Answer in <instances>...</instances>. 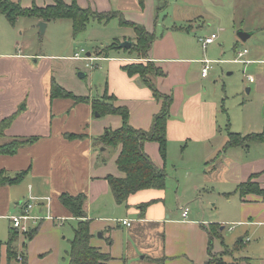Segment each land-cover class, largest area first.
<instances>
[{"label":"crops","instance_id":"0c3cea01","mask_svg":"<svg viewBox=\"0 0 264 264\" xmlns=\"http://www.w3.org/2000/svg\"><path fill=\"white\" fill-rule=\"evenodd\" d=\"M50 3L53 2L39 6ZM77 3L98 11L119 10L126 19L144 25L151 32L155 31L153 25L158 20V14L156 8L150 7L152 0H145L144 8L137 0H77ZM45 22L47 27L50 21ZM185 29L172 26L155 38L147 58L163 72V75L151 76L153 83L160 92L172 96L171 114L166 126L167 158L174 145L208 144L210 152L204 157L215 161L209 173L222 184L218 188L219 194L233 198L237 196L239 211L230 220L237 224L234 229L230 228L236 231L233 237L238 239L234 245L243 244L244 239L249 242L254 236L259 243L264 238V196L255 193L240 196L234 190L238 183L249 177L264 189V142H250L247 146L222 150L228 138L221 133L216 122L217 102L204 98L209 97L204 94V79L207 76L201 75V69L200 77L192 71L193 64L198 63L202 68L203 59L198 54L194 58L190 56L194 51L187 37H182L188 36L183 33ZM179 31L182 33H177ZM97 51L95 54L88 52L99 56ZM73 56L74 53L67 57L73 62H81L90 71L103 68L106 72L103 78L106 90L116 97L115 104L128 108L129 123L135 128H150L153 115L160 110L162 101L154 98L151 89L143 84L138 74L129 76L121 68L126 63L137 62L138 58L129 57L125 52L115 56L101 55L94 61L93 67H87L84 60ZM61 57L35 54L18 43L11 51H0V121L11 117L2 137L7 139L0 138V142L12 137H37L35 141L19 147L14 154H0V171L12 176L27 170L20 182L0 185V235L4 230L2 222L8 219V236L11 226L8 216L17 213L23 201L32 203V215H44L37 221V226V223L32 225L33 228L41 225V219L75 221L69 210L60 203L59 195L62 192L73 195L84 192V210L90 219L91 245L109 255V264H115V257H122L123 253H143L142 257L146 256L150 262L158 264H204L209 259L205 220H197L195 215L189 217V210L187 217H183V207L180 217H171L164 189H141L130 194L126 204L116 203L107 176H123L116 164L121 146H106L94 138L109 129L118 128L121 117L116 114L97 116L89 103L76 102L70 97L51 98L53 79L61 87H71L65 83L63 76L58 75L57 65L53 64L52 60ZM246 60L249 62L253 59ZM76 69V72H70L78 78L74 80L77 87L72 91L78 96L93 97L88 91L78 88L79 79L87 74ZM79 72L84 75L79 77ZM258 118L259 113L255 117L248 116L245 123L251 127L254 121L258 122ZM261 124L262 130L264 121ZM251 132L259 131L239 133ZM69 133L82 136L69 138ZM143 150L156 166L164 168L165 160L161 159L155 141L144 142ZM204 174L207 176L206 171ZM148 201L145 209L138 207ZM123 219L129 221V225L124 224ZM224 221H210L209 225H219ZM186 228H191L190 235L178 233ZM98 233L102 236H98ZM222 243L225 244L224 241ZM248 248L250 255L264 253V246L258 244ZM149 253L154 254L150 256ZM221 257L223 262L211 264H251L250 256ZM256 264H264V261Z\"/></svg>","mask_w":264,"mask_h":264},{"label":"rangeland","instance_id":"374dc122","mask_svg":"<svg viewBox=\"0 0 264 264\" xmlns=\"http://www.w3.org/2000/svg\"><path fill=\"white\" fill-rule=\"evenodd\" d=\"M15 1H19L23 7L53 2V0ZM64 1L71 2V0ZM157 6L161 9L158 10V20L153 25L155 38L172 26H182L186 28L183 33L188 35L182 37H187V42L194 51L190 56L194 58L198 54L199 58H207L211 61V67L204 79L206 82L204 94L209 97L204 98L217 102L216 122L221 133L226 134L228 138V130L242 133L260 131L261 122L264 121V0H165V4L162 0H152L150 7ZM149 26L152 28L151 23ZM238 30L251 34L242 41L237 36ZM211 33H215L217 37L203 50L199 37ZM124 40L134 41V30L132 27L119 25L116 18L108 22L90 19L85 30L77 34L73 33L70 19H53L42 33L34 17L21 16L12 25L0 13V51H11L18 43L26 51L35 54L61 55V58L52 61L57 65L58 75L63 76L65 83L71 86L63 88L73 94H76L72 90L77 87L74 84L77 76L70 72H76V68L86 72L87 76L79 79L78 88H83L93 97H97L106 89V81L103 79L106 72L103 68L90 71L89 68H84L81 62H73L67 56L81 49H84V54L88 51L95 54L96 50H102L108 44L119 45ZM244 49L247 52L239 58L238 52ZM123 53V50L110 48L107 55L115 56ZM237 57L242 60H236ZM34 58L39 59L36 56ZM246 59L253 60L247 62ZM146 61L147 59L138 58L137 62L146 63ZM193 65H195L192 68L194 75L200 77V64ZM249 75L253 77L252 80H248ZM257 113L260 118L250 127L245 121L248 116L255 117ZM3 139L7 138L1 140ZM209 152L208 144L204 146L199 143L187 145L182 143L171 147L169 158L166 154L164 191L166 204L172 212L171 217H180L181 208L188 207L189 217L195 215L194 218L197 220H205L204 225L208 227L205 233L207 232L208 239L210 221L225 220L226 222L213 226L216 233L211 239L212 253L220 254L224 259L232 255L250 256L251 264L263 262L264 253L250 255L247 250L252 244L264 246V238L258 243V239L254 236L249 242L244 239L243 244L239 241L241 242L239 246L234 245L238 239L233 237L236 231L232 229L237 224L230 220L239 211L237 196L233 198L231 195L219 194L218 188L222 184L209 173V168L215 161L206 160L204 157ZM205 171L207 176L204 174ZM38 217L43 218L44 215ZM40 222L41 225L37 227V233L31 240L26 239L24 232L18 231L19 234L13 243L16 252L23 253L28 264H67L75 221L55 218L54 221L41 219ZM2 224L4 230L2 236L0 235V264H20L19 260L7 258L5 242L8 219ZM37 225L38 223L35 224ZM178 233L190 235L192 232L191 228H186ZM223 241L225 244L222 243ZM153 254L149 253L150 256ZM143 255V253H127V255L123 253L124 259L116 256L114 261L115 264H124V261L126 264H158V262H150L146 256L142 257Z\"/></svg>","mask_w":264,"mask_h":264},{"label":"trees","instance_id":"16d2710c","mask_svg":"<svg viewBox=\"0 0 264 264\" xmlns=\"http://www.w3.org/2000/svg\"><path fill=\"white\" fill-rule=\"evenodd\" d=\"M140 7L144 8L145 0H137ZM165 4V0H162ZM161 9L156 7V13ZM0 13L3 14L10 24H15L21 16L34 17L43 21L53 19L67 18L71 20L72 30L74 34L85 30L90 19L99 22H108L111 19H117L119 25L132 27L135 33V40L131 41L129 48H120L114 43L104 46L102 50L96 52L99 56H108L107 52L110 48L123 50L130 57L147 59L155 32L149 31L144 25L128 20L119 10L98 11L91 7H82L76 0L65 2L64 0H53V3L38 6L32 4L29 7H23L19 1L0 0ZM157 17V16H156ZM156 21V18H155ZM130 40V39H129ZM129 76L138 74L143 84L151 89L155 99L162 101L160 110L153 115L152 124L149 129L135 128L129 123V110L124 105L115 104L116 97L108 94L107 90L97 97L78 96L70 91L65 90L58 85L53 79L50 86V96L70 97L76 102H86L91 105L93 114L104 116L107 114H116L121 117V125L115 129H109L103 134L94 138L95 141L110 147L121 146L119 154L116 158V164L121 172L122 177L108 175L107 180L110 190L114 196L116 203L126 204L130 194L148 188L164 189L166 184V172L164 168L155 165L149 155L143 150V144L146 141H155L158 144V151L161 159L165 160L167 153V136L166 126L170 117V107L172 96L160 92L153 83L152 75H163L161 68L147 59L146 63L132 62L121 66ZM11 122V117L3 118L0 121V138L3 137L4 130ZM82 135L69 133L67 137L78 138ZM228 140L223 145L222 150H226L235 146H247L250 142H264V127L259 132H251L241 134L239 132H227ZM37 139L36 136L31 137H12L9 140L0 142V154L11 155L17 149L25 144L31 143ZM27 173L22 170L12 176L7 175L4 171H0V185L18 183ZM240 196L249 193H255L264 196V189L249 177L245 181L237 184L235 190ZM86 194L79 192L77 194H69L62 192L59 195L60 203L69 210L71 216L75 218L73 228V236L70 239L69 260L67 264H109V255L99 251L91 245L90 219L86 217L84 203ZM149 204L144 202L138 205L142 210ZM212 223L209 227V236L207 251L209 259L204 264L223 262L221 255L212 253L211 239L216 233ZM37 233V228H31L24 235L27 240H31ZM19 234L17 229L9 227L6 240V255L8 260H19L20 264H28L27 258L23 253H17L13 243Z\"/></svg>","mask_w":264,"mask_h":264},{"label":"built area","instance_id":"2783aa9c","mask_svg":"<svg viewBox=\"0 0 264 264\" xmlns=\"http://www.w3.org/2000/svg\"><path fill=\"white\" fill-rule=\"evenodd\" d=\"M217 35L215 33H211L208 36H203L199 37V41L201 44V47L203 49H206L207 46L212 43ZM247 50L244 49L243 51L238 52V57L240 58L244 53H246ZM74 58L77 59H82L85 61V65L87 67H93L94 61L99 59V56H94V55H88L87 53L84 54V49H81L80 51H77L74 53ZM237 59L241 61L242 59ZM247 61V60H246ZM248 62V61H247ZM211 61L207 58L202 60V68H201V75L203 77L207 76V71L211 67L210 65ZM253 77L251 75L248 76V80H252ZM31 209H32V203L29 201H23L20 203V209L17 213H13L8 216L10 220V225L12 228L17 229L20 232H28L33 226L31 224L37 223V221L40 219V217L32 215L31 214ZM188 207H183L182 208V216L187 217L188 214ZM31 223V224H30ZM123 223L129 225V221L126 219H123Z\"/></svg>","mask_w":264,"mask_h":264},{"label":"water","instance_id":"95a60500","mask_svg":"<svg viewBox=\"0 0 264 264\" xmlns=\"http://www.w3.org/2000/svg\"><path fill=\"white\" fill-rule=\"evenodd\" d=\"M45 26H46V22L45 21H39L38 22V27H39V29H40V32H44V30H45ZM250 32H245V31H243V30H238L237 31V36H238V38L240 39V40H242V41H245L249 36H250ZM131 46V41H129V40H124V41H122L120 44H119V47L120 48H129ZM87 54L88 55H90V53L89 52H87ZM84 75V73H82V72H79L78 73V76L79 77H82ZM97 115V114H96ZM98 236H102L101 235V233H98L97 234Z\"/></svg>","mask_w":264,"mask_h":264}]
</instances>
